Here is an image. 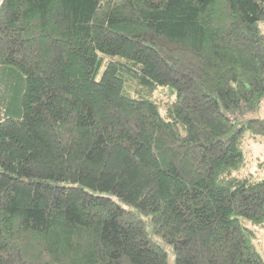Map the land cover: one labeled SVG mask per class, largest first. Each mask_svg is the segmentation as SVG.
Instances as JSON below:
<instances>
[{
  "label": "trees",
  "instance_id": "trees-1",
  "mask_svg": "<svg viewBox=\"0 0 264 264\" xmlns=\"http://www.w3.org/2000/svg\"><path fill=\"white\" fill-rule=\"evenodd\" d=\"M261 22L264 0H0V264H169L160 241L264 264V177L239 173Z\"/></svg>",
  "mask_w": 264,
  "mask_h": 264
},
{
  "label": "rangeland",
  "instance_id": "rangeland-1",
  "mask_svg": "<svg viewBox=\"0 0 264 264\" xmlns=\"http://www.w3.org/2000/svg\"><path fill=\"white\" fill-rule=\"evenodd\" d=\"M261 29L264 32V24L260 23ZM159 93V97L164 100V104L171 102L174 99L175 92L167 91L166 89ZM161 100V101H162ZM161 114L164 118H168V112L166 108L161 109ZM259 117L264 119V100L259 104L258 110L249 112L242 116V120L247 118ZM243 151L245 154V165L240 169V174H250L255 178L264 177V134L251 135L249 132L245 133V139L243 141ZM245 224L252 227L257 232V238L255 240V246L258 252L264 259V225L258 226L245 220ZM161 246L164 247L167 253V259L169 264H174V254L172 249L166 245L163 241H160Z\"/></svg>",
  "mask_w": 264,
  "mask_h": 264
}]
</instances>
